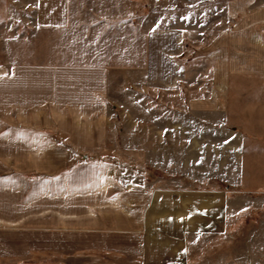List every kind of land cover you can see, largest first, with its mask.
Wrapping results in <instances>:
<instances>
[{"label": "crops", "instance_id": "0c3cea01", "mask_svg": "<svg viewBox=\"0 0 264 264\" xmlns=\"http://www.w3.org/2000/svg\"><path fill=\"white\" fill-rule=\"evenodd\" d=\"M207 1H196L190 25L179 15L148 39L156 58L152 63L148 55L147 77L138 87L154 85L159 102L152 100L154 106L142 95V112L160 115V130L194 133L187 142L206 146L207 177L264 178V0H224L214 14L205 11ZM217 16L227 24H202ZM107 72L96 62H41L1 73L0 98L13 89L17 117L11 127L0 122V140L14 132L20 146L14 156L23 157L0 152V166L68 162L65 146L75 143L44 128L54 120L49 114L58 120L103 114ZM165 133L157 143L143 141L141 150L135 139L116 140L130 149L84 153L73 166L0 170V264H181L199 228L213 230L229 213L230 198L227 190L151 180L147 167L154 161L180 162V168L202 162L200 155L178 159L168 153L163 147L182 138Z\"/></svg>", "mask_w": 264, "mask_h": 264}, {"label": "rangeland", "instance_id": "374dc122", "mask_svg": "<svg viewBox=\"0 0 264 264\" xmlns=\"http://www.w3.org/2000/svg\"><path fill=\"white\" fill-rule=\"evenodd\" d=\"M196 1L0 0V74L13 75L16 65L23 63L96 62L106 68L109 80L106 92L108 108L103 109V114L86 116L71 113L65 115V120H58V114H49L54 120L50 127L44 128L75 143L65 146L70 155L68 162L56 160L51 164L38 162L34 165L11 160L1 163L0 170L36 169L37 165L40 169L68 167L81 161L80 155L84 153L100 156L114 153L117 148L130 149L127 145H115L116 140L126 143L135 139L138 145L134 148L141 150L143 141L148 143L155 139L157 143L164 134L162 132H166L164 136L169 139L181 137L182 142L163 148L174 157L179 156L178 159L200 155L201 165L196 167L194 163L190 168L186 163L188 168H180V162L168 165L161 160L154 161L147 167L151 180L161 178L166 184L176 180L178 184L199 190H227L230 198L229 213L216 221L213 230L207 226L199 228L198 237L189 243L188 255L180 261L181 264H264V178L220 180L207 177L206 146H192L187 142L194 133L160 130V115L142 112L144 96L154 106L156 104L152 100L159 102L154 85L151 89L138 87L147 77L142 71L148 66V55L152 63L156 58L153 51L146 48V43L154 34L157 35L160 26L174 24L179 15L189 17L190 25L192 15H197L195 6L200 4ZM224 4V0H208L204 8L207 13L214 14L216 9H224ZM214 21L216 26L227 24L219 16L206 18L202 24ZM6 96L3 100L0 98L3 101V106L0 103V122L6 120L7 126L11 127L17 117L12 88L8 89ZM128 106L132 111H128ZM25 117L30 118V115ZM40 117L45 118L46 114ZM100 117L101 124L98 121ZM6 134L1 137L5 142L0 140V152L20 159L23 157L21 154L14 156L20 150V146L15 145L14 132L7 130ZM100 137L106 139L103 145L90 143ZM163 264L176 263L167 260Z\"/></svg>", "mask_w": 264, "mask_h": 264}, {"label": "snow or ice", "instance_id": "6c2138e0", "mask_svg": "<svg viewBox=\"0 0 264 264\" xmlns=\"http://www.w3.org/2000/svg\"><path fill=\"white\" fill-rule=\"evenodd\" d=\"M182 18H183V17H182ZM169 219H171V218H169ZM181 219H183V218H181ZM184 251H186V249H185Z\"/></svg>", "mask_w": 264, "mask_h": 264}]
</instances>
